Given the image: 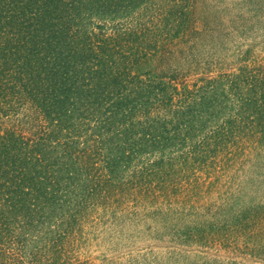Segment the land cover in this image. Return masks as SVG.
Returning <instances> with one entry per match:
<instances>
[{"label":"trees","instance_id":"trees-1","mask_svg":"<svg viewBox=\"0 0 264 264\" xmlns=\"http://www.w3.org/2000/svg\"><path fill=\"white\" fill-rule=\"evenodd\" d=\"M198 2L0 0V264H85L73 245L124 188L264 146V65L211 63Z\"/></svg>","mask_w":264,"mask_h":264},{"label":"rangeland","instance_id":"rangeland-1","mask_svg":"<svg viewBox=\"0 0 264 264\" xmlns=\"http://www.w3.org/2000/svg\"><path fill=\"white\" fill-rule=\"evenodd\" d=\"M197 12L217 33L211 63L227 72L242 58L264 65V0H199ZM207 162L156 192L124 188L90 216L72 261L264 264V146L246 142Z\"/></svg>","mask_w":264,"mask_h":264}]
</instances>
